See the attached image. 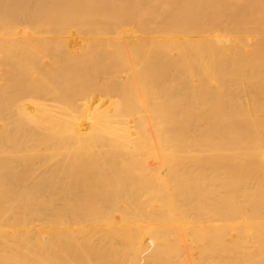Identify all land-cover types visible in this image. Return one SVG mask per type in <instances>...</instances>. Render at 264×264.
I'll return each mask as SVG.
<instances>
[{
	"label": "bare ground",
	"instance_id": "6f19581e",
	"mask_svg": "<svg viewBox=\"0 0 264 264\" xmlns=\"http://www.w3.org/2000/svg\"><path fill=\"white\" fill-rule=\"evenodd\" d=\"M0 264H264V0H0Z\"/></svg>",
	"mask_w": 264,
	"mask_h": 264
}]
</instances>
